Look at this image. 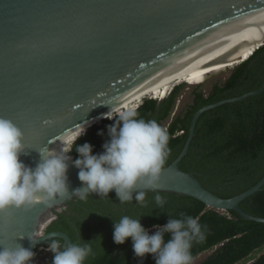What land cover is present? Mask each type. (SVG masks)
I'll return each instance as SVG.
<instances>
[{
    "label": "water",
    "instance_id": "water-1",
    "mask_svg": "<svg viewBox=\"0 0 264 264\" xmlns=\"http://www.w3.org/2000/svg\"><path fill=\"white\" fill-rule=\"evenodd\" d=\"M260 4L264 0H0V117L12 120L24 132L26 149L20 159L35 168L41 161L39 151L50 150L52 144L60 143L59 136L81 124L87 130L100 124L104 114L115 107V99L135 81L147 78L152 68L143 67L144 61L167 48L187 50L194 38L204 34L201 29L211 34L230 18L237 20L244 11ZM251 43V54L230 63L248 59L264 45V36ZM179 80L169 83L168 93ZM114 87L118 90L111 92ZM263 92L264 82L256 90L200 108L193 116L182 151L163 168L157 186L145 189L140 185L134 192L188 195L210 208L234 210L248 220L264 222V217L241 207L244 199L264 189V175L252 187L224 198L179 166L204 112ZM148 93H140L130 105L151 98ZM59 128H63L60 133ZM71 158L68 195L51 207L39 203L29 209L9 207L0 211V249L19 244L34 251L51 236L62 238L63 245L73 243L65 231L44 233L46 225L55 219L54 210H60L75 196L74 190L83 187ZM114 193L113 189L108 194ZM34 232L44 236L37 238Z\"/></svg>",
    "mask_w": 264,
    "mask_h": 264
},
{
    "label": "trees",
    "instance_id": "trees-1",
    "mask_svg": "<svg viewBox=\"0 0 264 264\" xmlns=\"http://www.w3.org/2000/svg\"><path fill=\"white\" fill-rule=\"evenodd\" d=\"M263 82L264 45L233 66L228 77L213 83L208 92L201 84L194 86L192 101L171 121L169 118L181 91L187 86L186 81L175 85L161 100L145 98L135 110L138 118L156 120L167 128L170 155L165 166H168L182 151L193 116L200 108L256 90ZM166 122L169 124L165 125ZM113 123L115 118H105L90 127L76 144L89 142L94 146L93 154L103 152L102 145L110 139L107 126ZM101 131L103 135L98 134ZM78 155L74 147L70 156L76 159ZM179 166L193 172L206 188L224 198L256 184L264 175V92L204 112ZM143 191V203L135 199L120 203L116 193L108 196L88 194L86 200L73 196L60 206V210H54L55 219L46 225L44 233L62 230L70 235L73 243L91 245L93 255L85 264H155L152 254L144 258L135 256L131 238L123 244L115 243L114 223L129 216L140 218L141 224L149 229L165 225L170 218L192 216L206 226L205 239L193 244L192 257L214 250L201 264H246L249 260H252L250 264H264V253L258 255L264 248V222L248 220L234 210L210 208L192 196L167 191L159 193L165 201L161 208L155 201L156 192ZM241 207L252 215L264 217V189L244 199ZM170 238V233L165 234V241ZM53 239L63 246L62 238ZM47 242L44 244L48 245ZM53 256L52 253L45 264H52Z\"/></svg>",
    "mask_w": 264,
    "mask_h": 264
},
{
    "label": "clouds",
    "instance_id": "clouds-1",
    "mask_svg": "<svg viewBox=\"0 0 264 264\" xmlns=\"http://www.w3.org/2000/svg\"><path fill=\"white\" fill-rule=\"evenodd\" d=\"M138 106L126 110L112 107L104 114L107 119L115 118V123L107 126L110 139L102 145L103 152L93 154L94 146L89 142L76 144L87 131L81 124L60 137L59 149L39 151L41 161L35 168L20 159L26 149L24 132L12 120L0 117V211L9 207L29 209L39 203L51 207L68 195L67 173L74 147L79 155L73 163L79 169L78 179L83 187L76 188L73 195L86 200L89 193L108 196L114 189L120 203L133 199L143 203L145 192L134 195V190L140 185L145 189L157 186L170 155V137L167 128L156 120L138 118L135 110ZM98 134L103 135V131ZM155 201L163 208L165 201L160 195ZM154 227L157 230L149 234L140 218L124 216L114 223L113 240L123 244L131 238L135 256L144 258L152 254L155 264H192L193 244L206 236V226L200 224L198 217L170 218L165 225ZM167 233L171 238L165 241ZM33 235L44 236L36 232ZM47 243L37 245L34 251L19 244L14 248L3 247L0 264H37L39 254L44 256L47 252L45 260L54 254L52 264H85L93 255L89 244L67 243L61 247L52 236Z\"/></svg>",
    "mask_w": 264,
    "mask_h": 264
},
{
    "label": "bare ground",
    "instance_id": "bare-ground-1",
    "mask_svg": "<svg viewBox=\"0 0 264 264\" xmlns=\"http://www.w3.org/2000/svg\"><path fill=\"white\" fill-rule=\"evenodd\" d=\"M244 12L245 13L240 15L241 17L237 20L229 21L236 17L230 18L225 25H221L222 27L211 32V34L207 32L206 29H201L204 34L200 35L198 39L194 38V43L187 46V50L181 49L175 52L169 51L170 48H167L165 51L154 55L155 57L152 59L144 61L143 67L150 65V68H152L147 73L148 75L146 74L147 78L135 81L128 91L119 96L117 100L115 99L114 101L118 102L115 104L114 108L118 106L120 107L119 109L123 107L128 109L129 106H131V101L140 93L149 92V96L162 98L169 92V83L175 78H180L178 83L184 80L188 83L190 76H206L209 73L220 71L227 65L234 63H230V61H234L241 57L246 58L251 54L253 46L251 42L254 39L264 36V4L253 5L248 11ZM190 37L192 38V34H190L188 39H190ZM224 57L227 59L223 60ZM239 62L240 61H236V63ZM124 86L125 85L122 87ZM159 89L162 90L157 91ZM117 90L118 89L114 87L111 92H116ZM166 90L168 91L166 92ZM136 105H138V103H136ZM70 121L68 125H70L73 120ZM62 129L63 128H59L57 132ZM61 136H59L58 139H60ZM54 148L59 149L60 144L55 142L51 145V149Z\"/></svg>",
    "mask_w": 264,
    "mask_h": 264
},
{
    "label": "rangeland",
    "instance_id": "rangeland-1",
    "mask_svg": "<svg viewBox=\"0 0 264 264\" xmlns=\"http://www.w3.org/2000/svg\"><path fill=\"white\" fill-rule=\"evenodd\" d=\"M233 66H235L234 63L227 65L226 67L222 68L220 71L209 73L206 76H199V77H191L190 76L189 80L187 79L190 83H187V86H185V88L181 91V94L179 95V97L177 99V103L174 107V110L172 111V114H171L169 120L171 121L173 119V117H175L183 109V107L187 103H190L192 101L194 86L201 84L203 90H205V92H208V90L211 88L213 83H215L216 81H224L228 77ZM181 78H183V77H181ZM184 78H187V77H184ZM167 91L168 90H166V92ZM135 107H136V103H134L132 106H129V108H135ZM168 124L169 123L166 122L165 125H168ZM156 230H157L156 227H152V228L148 229L149 233L154 232ZM48 253L49 252L44 253V256H43V254H39V257H38L39 260H37L36 263L42 264L45 260V257L48 255ZM210 253H211V251H208V252H205V253L200 254L197 257L193 258L192 264H200ZM262 253H264V248L261 252L258 253V255H260ZM251 262H252V260H249L246 262V264H250ZM238 264H244V263H238Z\"/></svg>",
    "mask_w": 264,
    "mask_h": 264
},
{
    "label": "flooded vegetation",
    "instance_id": "flooded-vegetation-1",
    "mask_svg": "<svg viewBox=\"0 0 264 264\" xmlns=\"http://www.w3.org/2000/svg\"><path fill=\"white\" fill-rule=\"evenodd\" d=\"M62 247H63V246H62ZM209 251H211V253L214 252V250H209ZM211 253H210V254H211ZM201 254H203V253H201ZM210 254H209V255H210ZM209 255H208V256H209ZM47 259H48V258H47ZM47 259H46L42 264H45V262L47 261ZM204 260H205V259H204ZM204 260H203V261H204ZM203 261H202V262H203ZM202 262H201V263H202ZM201 263H200V264H201Z\"/></svg>",
    "mask_w": 264,
    "mask_h": 264
}]
</instances>
